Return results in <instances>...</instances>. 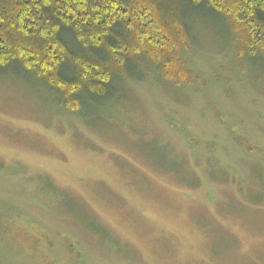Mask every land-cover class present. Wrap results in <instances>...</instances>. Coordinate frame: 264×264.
Returning <instances> with one entry per match:
<instances>
[{"label":"rangeland","instance_id":"obj_1","mask_svg":"<svg viewBox=\"0 0 264 264\" xmlns=\"http://www.w3.org/2000/svg\"><path fill=\"white\" fill-rule=\"evenodd\" d=\"M194 29L201 85L129 81L80 115L0 75V206L27 227L2 263L264 264V70Z\"/></svg>","mask_w":264,"mask_h":264},{"label":"trees","instance_id":"obj_2","mask_svg":"<svg viewBox=\"0 0 264 264\" xmlns=\"http://www.w3.org/2000/svg\"><path fill=\"white\" fill-rule=\"evenodd\" d=\"M210 22L224 27L234 59L264 70V0H0V75L43 86L75 115L110 104L129 81L201 85L194 27ZM0 208L5 250L27 227L22 209L14 218Z\"/></svg>","mask_w":264,"mask_h":264}]
</instances>
